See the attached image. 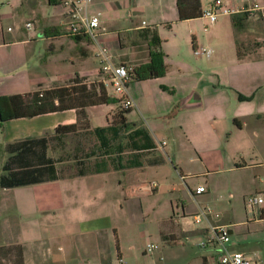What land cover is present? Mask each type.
<instances>
[{
    "label": "crops",
    "instance_id": "0c3cea01",
    "mask_svg": "<svg viewBox=\"0 0 264 264\" xmlns=\"http://www.w3.org/2000/svg\"><path fill=\"white\" fill-rule=\"evenodd\" d=\"M213 1L201 0L202 10ZM224 2L235 9L254 3L264 9V0ZM89 12L100 18V39L109 44L115 64L133 68L148 63L150 34L154 31L163 40L165 54L177 53L185 58L170 64L166 55L165 76L129 84L136 104L126 115L129 127L119 129V125H115L119 130L114 129L109 135L127 131L134 145V159L114 164L93 156V162H76L73 167L77 171L69 174L67 169L61 172L67 162L59 163V158L51 157L48 151V157L56 161L58 180L12 189L0 187V218L12 217L17 226L13 229L10 222L11 228H8L9 223H6L5 231L11 237L5 243L0 242V247L21 245L24 264H34V256L39 257L45 244L55 239H63L66 248L61 256L46 264L77 261L82 264H133L137 257L148 255L144 239L146 226H141L144 228L137 238L136 214L142 211V216L149 218L145 208L147 202H159L162 193L159 184L147 182L146 177L158 174L165 164L163 154L170 153V144L166 143L169 137L184 139V146L190 151V163L199 164L200 171L190 174L216 177L220 179L219 185L214 182L212 186H224L228 191L232 189L229 186H245L248 189L240 191L244 201L259 174H254L253 181L246 175L254 172L251 170L264 169V27L257 17L250 18L242 37L251 46L255 43L259 46L241 60L232 17H221L215 25H209L203 17L180 21L177 0H90ZM65 19L66 11L60 0H0V97L26 95L39 86L49 88L66 84L76 76L90 85L104 83L97 47L89 38L68 36ZM27 23L32 24L30 29ZM200 24L205 25V32H208L202 38L196 35ZM34 27L44 34L48 49L52 51L51 56L47 55L46 66L51 63L66 70L65 67L78 64L65 82L58 79L51 84L49 79L40 76L39 64L30 57L33 43L37 41ZM165 30L174 32L167 41L163 35ZM258 33L260 38L257 39ZM199 46L211 49L212 56L193 57L192 52ZM53 56L56 61L51 59ZM92 56L98 58L99 63H92ZM119 108L122 104L115 102L87 108L86 128L68 136L89 133L97 137L95 129L117 123L115 116ZM134 113L141 121L129 119ZM180 115H185L186 121H182ZM146 117L150 127L144 123ZM104 120L106 122L100 124ZM77 122L76 110L9 120L0 125V158L2 155L9 157L6 152L9 144L54 134L58 126ZM141 130L148 133L150 141L137 135ZM7 159L0 166V176ZM172 163L179 165L175 158ZM179 167L184 174L186 163L181 161ZM115 173H120L121 178L106 179ZM227 174L236 179L227 178ZM256 192L264 197L261 187ZM96 194L97 199L103 197L104 201L97 203L93 199ZM230 197L233 198V194ZM105 199L113 201L109 203ZM123 201L129 204L125 217ZM152 207L156 211L160 204L158 208ZM182 208L181 218L160 217L154 223L163 242L158 264H217L222 249L217 245L199 246L208 234L207 225L197 227L192 215H196L201 206L191 214L185 206ZM118 209L122 210L123 217ZM261 210L264 211V207ZM212 211L211 223L229 228L228 248L264 264V225L253 221L249 213L242 221L235 218L233 211ZM18 215L34 218L36 226L28 220L18 222Z\"/></svg>",
    "mask_w": 264,
    "mask_h": 264
},
{
    "label": "rangeland",
    "instance_id": "374dc122",
    "mask_svg": "<svg viewBox=\"0 0 264 264\" xmlns=\"http://www.w3.org/2000/svg\"><path fill=\"white\" fill-rule=\"evenodd\" d=\"M224 2V0H222ZM209 8V7H208ZM206 8L205 11L208 9ZM225 17V16H223ZM230 17V16H227ZM255 18V17H252ZM205 19V18H204ZM259 20V18H257ZM66 24L68 23L69 19L66 16ZM206 20V19H205ZM221 17L219 18L218 22H220ZM207 21V20H206ZM217 22V23H218ZM205 25L200 24L198 27V31L196 35L198 38H202L204 35H206L208 32H205ZM212 28V26L209 28V30ZM34 31V38H36L37 41L33 43V52L31 54V59L34 63L39 64V74L42 77H45L50 80V83L53 84L57 82L58 79H60V82H65L69 78V73L78 67V64L76 66L72 67L70 65L69 67H65L66 70L58 69L57 66H54L53 64H49L46 66V59L48 53L49 56L52 55V51L49 50V45L47 43V40L45 39L44 34L40 31V29L33 28ZM164 38L167 41L168 39H171L172 36H174L173 31H164ZM256 38H260L259 33L256 34ZM57 46H59V43L57 42ZM192 51V48H191ZM58 53V52H54ZM177 53H166L168 56V62L172 64L174 61L180 58H185L184 55L178 56ZM184 54V53H183ZM193 57L197 58L194 53L192 52ZM56 56L51 57L54 61H56ZM95 57V56H94ZM91 57V61L99 63V61ZM181 109L179 112H181ZM133 114V113H132ZM183 114V113H181ZM183 116L182 121H186L185 115H180V117ZM129 119L133 122H139L141 121V118L137 116V114L134 113V115L129 116ZM184 119V120H183ZM146 121V122H145ZM180 121V122H182ZM104 121H101L100 124L103 125ZM144 123L146 126L148 125L150 127V121L149 118L144 119ZM100 125V126H102ZM129 133L127 131H122L121 134L118 135H109V140L111 143V149L108 153L105 154L104 150L102 149L100 140L93 134L85 133L78 137L75 136H67L63 138L61 141H58L57 139H51L50 140V148L49 152L51 157L59 158L60 162H67L62 167L61 172L65 171L64 169H67L66 172L69 174H73L77 171L76 168H74V164L76 162H82V163H89L93 162L94 157L98 158L99 160H110L113 161L112 163L116 164L118 161L121 163H127V160H132L135 158V154L132 153V148H134L133 143L131 142L132 139L128 137ZM175 137H169L168 141L170 146L168 148L169 155H166L165 153V164L161 166L159 173L155 175H151L149 177H146L147 182H157L160 186V189L162 191L161 196L159 198V202H151L146 204L145 208L149 212L150 217L145 218L142 216V211L138 213V216L136 214V220H137V238H139L140 230L143 231V228L141 226H146V234H145V242L147 244H153L157 245L159 249L154 253V255H141L137 257L136 261L133 264H148V261L150 264H153L154 262L158 264V258L161 253V248L163 246L162 239L158 236L157 228H156V221L160 217H167L169 219L173 218H181L183 216V208L182 206L186 207V211L188 213H194L195 209L198 208L200 205L203 209H212V210H219L223 213L225 212H231L233 211L235 213V218L237 220L246 219L248 217V212L246 209V202L241 199L240 197V191H245L248 189L247 187H238L235 186H229V188H232L231 191H228L227 187L220 186L221 188H218V186L213 187L212 184L214 182L218 183L220 179L216 177H207L206 175H194L195 172L200 171L199 164L196 163H190L189 157H190V151L185 148V140L182 138H175ZM174 139V140H172ZM157 156V153L154 154ZM94 156V157H93ZM170 156V159L168 158ZM7 155H2L0 158V166L4 163V161L7 159ZM175 158L176 162L179 163L183 161L186 163V167H184L186 170L185 173L180 172V167L177 165V163L173 164L172 159ZM92 159V160H91ZM61 165V164H60ZM59 167V166H58ZM89 168V167H88ZM254 172H250L246 175L247 179H254V174L257 175L258 179L255 183H253L252 187H249V196L256 195L259 187L261 189H264V169L259 170H251ZM189 172H192L194 174H190ZM231 174H227V178H234L236 179V176H230ZM111 177L114 178H121V174H113L111 176H106L107 180H110ZM262 178V179H261ZM199 185H204L203 187L206 189V192L204 194L193 196L194 193H196L197 187ZM79 189V188H78ZM12 193V192H11ZM15 193V192H14ZM238 194L237 195H235ZM233 194V198L230 197V195ZM247 197V198H248ZM246 198V199H247ZM94 200H97V203H100L104 201L103 197H99L97 199V194L93 197ZM113 201V200H112ZM111 201V202H112ZM105 202L110 201L105 199ZM123 206L125 207L124 211V217L127 216V208H129V204L122 202ZM157 204H160L159 209L156 211L153 210L152 206H156ZM198 204V205H197ZM113 205V203H112ZM264 207V205H262ZM115 209V205L113 207ZM120 208V206L118 207ZM151 208V209H150ZM158 208V207H157ZM132 209V208H131ZM120 210V209H118ZM129 210V209H128ZM200 211H198L199 213ZM197 213V214H198ZM110 215H113L111 212ZM120 217H123L122 210L119 211ZM18 222H23V220H28V222L33 226H36V220L34 218H29L28 216H24L23 218L18 215ZM191 217V215H190ZM189 217V218H190ZM193 217V215H192ZM12 217L0 218V239L2 241L0 242H6L9 237H11L7 231L6 225L9 226L8 228H11L10 222L13 223L12 227L15 229L14 223L15 220H11ZM155 223V224H154ZM194 224V221H193ZM205 221H203L202 224L196 225L197 227H201L205 225ZM149 227V228H148ZM3 243V244H4ZM61 248V249H60ZM66 248V242L63 239H55L51 243H46L44 246V250L42 251V254L37 257L34 256V264H46L47 262H52L55 260L58 255H62V252ZM49 249H51V252H49ZM59 256V257H60ZM119 263V261H118ZM74 264H82L81 261H77ZM120 264V263H119Z\"/></svg>",
    "mask_w": 264,
    "mask_h": 264
},
{
    "label": "trees",
    "instance_id": "16d2710c",
    "mask_svg": "<svg viewBox=\"0 0 264 264\" xmlns=\"http://www.w3.org/2000/svg\"><path fill=\"white\" fill-rule=\"evenodd\" d=\"M177 7L180 21L201 18L203 16L201 0H177ZM252 17L259 18L264 27V17L261 15L238 14L232 16L237 53L241 60L251 55L252 50L259 46L258 43L251 46L242 37V33L247 26L246 24ZM150 36V61L132 68L130 72L131 82L156 79L165 76L167 73L166 54L162 50L163 40L156 31L152 32ZM70 37L74 39L88 38L84 35ZM113 102L120 103V101L112 99L103 82L92 83L90 85L84 78L79 76H76L66 84H55L49 88L39 86L34 92L26 95L0 97L1 126L13 119L34 118L69 110H76L78 115L77 123L60 125L56 128L54 134L47 133L41 138H27L9 144L6 148L9 157L3 166V174L0 176V187L12 189L58 180L56 161L48 157L47 154L50 140L57 139L61 141L68 135L79 133L87 126V108ZM130 112L131 110L124 109L123 107L119 108L115 116L117 123L107 128L95 129V134L100 140L102 149L106 155L110 154L108 152L111 149V143L108 138L109 133L114 129V131L121 128L127 129L129 124L126 121V115ZM115 125H119V129ZM137 135L142 136L147 141L151 139L148 133L143 130L139 131ZM9 263L24 264L23 247L21 245L0 247V264Z\"/></svg>",
    "mask_w": 264,
    "mask_h": 264
},
{
    "label": "built area",
    "instance_id": "2783aa9c",
    "mask_svg": "<svg viewBox=\"0 0 264 264\" xmlns=\"http://www.w3.org/2000/svg\"><path fill=\"white\" fill-rule=\"evenodd\" d=\"M61 5L66 11V16L69 21L67 23V32L70 36H86L88 37L98 49V58L100 61V72L105 76L104 85L109 95L118 99L122 107L127 110H132L136 107L134 100L129 92V84L131 82L130 72L131 67L122 64H115L111 56V48L109 44L100 39L101 21L99 16L89 12L90 0H60ZM238 14H249L250 16L261 15L264 17V9L258 4L244 5L243 7L235 9L226 4L222 0H214L209 8L203 11V18H205L209 25H215L220 17L234 16ZM27 28H31L32 24L27 23ZM213 51L206 47H196L194 55L197 58L211 57ZM166 145V143H163ZM206 192L204 187H199L196 193L201 195ZM246 209L253 221H258L264 225V211L261 210L264 205L263 195H254L248 197L246 200ZM199 213L193 216L195 225H200L205 221L207 225L206 239L199 243L201 248H206L209 245H217L222 249L218 258L217 264H260V260L246 255L239 251H232L228 248L231 242L229 228L225 226L213 225L210 221L211 209L199 208ZM202 227V226H201ZM159 247L157 245L148 244L145 253L148 255L154 254Z\"/></svg>",
    "mask_w": 264,
    "mask_h": 264
}]
</instances>
